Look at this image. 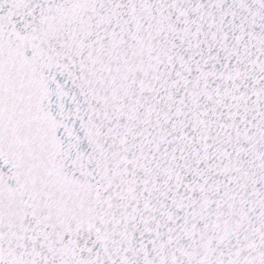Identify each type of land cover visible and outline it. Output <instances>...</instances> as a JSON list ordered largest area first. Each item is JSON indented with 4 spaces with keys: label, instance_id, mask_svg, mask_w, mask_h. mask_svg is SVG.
Wrapping results in <instances>:
<instances>
[{
    "label": "snow or ice",
    "instance_id": "6c2138e0",
    "mask_svg": "<svg viewBox=\"0 0 264 264\" xmlns=\"http://www.w3.org/2000/svg\"><path fill=\"white\" fill-rule=\"evenodd\" d=\"M0 264H264V0H0Z\"/></svg>",
    "mask_w": 264,
    "mask_h": 264
}]
</instances>
